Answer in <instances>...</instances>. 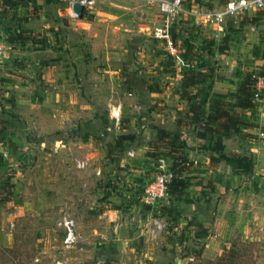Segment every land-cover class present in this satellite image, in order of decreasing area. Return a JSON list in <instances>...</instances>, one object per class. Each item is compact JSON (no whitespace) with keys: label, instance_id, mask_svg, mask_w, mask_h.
Masks as SVG:
<instances>
[{"label":"rangeland","instance_id":"374dc122","mask_svg":"<svg viewBox=\"0 0 264 264\" xmlns=\"http://www.w3.org/2000/svg\"><path fill=\"white\" fill-rule=\"evenodd\" d=\"M122 2L124 5L120 7ZM144 2L147 5L146 10L154 16V19L149 20L152 25H149L150 29L147 31L128 37L123 43L125 48L122 50L115 49L113 53L116 58H119V61L117 65L109 66L112 78L105 71H102L99 77L95 74L98 68H107V66H101L98 63L79 65V88L83 90L82 94L87 97L90 104V111H86L84 118L78 120L75 118L68 123L67 128L56 131V126L52 127L48 117L41 119L39 114L35 118L31 116L30 120L35 122V127L41 123V127H45L46 131H51L44 135H38L39 138L46 140L42 150L37 141L35 146L27 145L29 138H38L37 131L33 127L28 132V129L19 123L21 128L13 131V133L16 132L14 135L18 136L17 142L14 141L12 146L15 162L8 166L7 160L0 161V264H264V218L258 220L255 214L247 216L242 212L245 216L238 217V220L237 217L235 219L238 202L242 199V195L253 193L254 197V193L259 191V188L254 187L255 183L249 179L253 172L252 161L250 162L251 169L241 171L239 173L241 179H234L224 194L217 195L215 193L210 197L209 194L213 191L214 186L208 182L204 186L206 189H202V191L197 192L194 187L186 186L188 189H182L176 195H168L165 200L169 202H165L163 210L159 214L153 212L166 222L165 230L154 240L147 238L140 223H134L131 226L130 220H128L127 227L124 226L125 235L119 236L114 232L112 219H109L112 212L109 213V217H100L103 212L100 206L111 202L107 196H104V193H100L102 187L104 192H107V186L112 184L118 189V193H116L122 194L123 187L118 175L121 174L122 169L128 171L129 168L135 167L134 161H140V158L137 157L138 153L143 157L146 156L151 162H146L141 166V169H144V174L139 175L141 185L137 186V200L147 180L156 173H165L170 170V162L163 156L165 151L161 149L169 144L163 139H159V144L155 149L142 144L144 137L142 139L143 129L140 119L139 121L131 120L130 117L127 118L123 115L122 127L115 128L109 119V104L121 102L124 106L126 104L124 98L129 97L126 94L130 91L136 94L139 99L127 102L128 109L132 110L131 117L133 114L134 119L133 104L137 103L141 107L137 116L143 117L142 121L145 125H154L156 119L150 110L155 104L153 103L154 98L150 96V91L166 93L169 90L174 93L175 97L174 100H170V106L173 107L176 115L181 116L179 118L183 122L189 124L190 119L184 118L185 112L183 113L185 108L187 110L189 108L184 97L187 94L196 93L199 89L210 90L207 86L209 84L212 86L215 77L220 72L226 71L229 74L230 68L236 64L240 67L246 64L242 57L246 50L233 47L227 52L226 41L217 40L219 38L217 33H222L217 24L215 33L211 31V24L208 22L200 23L192 18H187L184 14L174 19L170 30L171 43H168L166 38L157 35L156 32L163 22V16L157 6L158 0ZM206 4L208 5L210 2L206 1ZM116 5L120 9L125 8L131 11L135 2L120 0L116 1ZM257 11L264 12V10ZM230 30L236 33L242 32L236 28ZM239 37V40L234 38L236 40L234 44L241 42V38L247 40L248 44L263 40L261 55L264 60V24H261L258 32L251 31L248 26L246 32L239 34ZM121 39L124 40L122 37ZM250 49L249 60H252L257 48L251 47ZM260 51L258 50V55H260ZM225 55L230 57L232 62L225 59ZM247 66L251 68L248 73L256 68H264V64L254 65L249 62ZM91 70L97 77L88 75L92 74ZM183 84L186 87H183ZM224 99L230 104L229 108L233 116L230 124L234 126V131L230 134L222 133L223 138L220 143L222 152H219L218 155L231 157L234 154H239L242 156L241 153L234 150L238 148L237 137L242 135V137L248 136V138L255 139L257 133H247L246 128L253 127L258 132L260 126L264 128V125H260L262 120L245 117L241 113L236 114L237 110L234 108L236 97L224 96ZM163 100L165 103V96ZM162 101L158 99L157 103ZM202 105L206 106V102ZM242 113H246V111L243 110ZM56 117L58 118V116ZM241 119L244 121L243 124L235 123L236 120ZM17 120L20 122V119ZM172 126H175V123ZM189 126L195 134L203 132L201 125L197 124L200 131L193 130L194 124L190 123ZM135 129L138 130V133H133ZM187 132L191 136V130ZM87 135H90L93 143L88 147L79 144ZM130 135L133 136L130 137V142L122 143L123 140L120 138ZM184 136H181V140L184 139ZM181 142L184 141L177 142V145L180 146ZM55 147L66 151V157H69V154L72 155V159H68V163H66L67 170L70 168L71 171L72 168L84 170L89 166L87 168L90 171L88 176L92 182L95 198H98L99 201L98 204L90 205L94 209L93 218H89L85 212L88 197L78 203H72L69 195H62V197L58 195L57 192L60 190L55 192L53 188L40 186L36 182L37 178L34 174L29 183L25 178L27 177L28 164L33 165V162L27 163V157L32 159L38 154V150L53 152ZM196 147L200 149V147ZM86 148L91 149L95 155L90 158L88 166L77 168V160L85 159L80 155L86 151ZM30 149L36 153L28 152ZM130 150L135 153L133 157L127 155ZM79 152L81 153L78 156ZM27 154H30L32 158ZM24 156L25 164L22 161ZM219 158L225 162L231 160ZM123 159H127L130 163L123 162ZM122 164L123 166H121ZM256 168L264 169V159L259 161ZM48 188L49 191L46 192ZM260 188L261 195L259 196L262 200L264 199V186ZM63 192L65 194L64 188ZM231 196L233 197L231 198ZM228 197L231 198L232 207L235 206L234 214L229 215L228 220L225 219L228 221L227 224L222 222L223 224L216 228L212 224L213 212L216 211L218 204L221 201H227ZM29 198H31V202L28 200ZM203 198L204 200L212 199V201H202ZM3 199L5 200L2 201ZM40 199H43L41 204L36 205ZM179 199L183 202L179 203ZM125 200L129 199L121 196L120 206L124 204ZM23 201L30 202L31 208H25ZM115 204L117 203H112L111 207ZM144 208L151 212V207L144 206ZM63 213H69L75 219L77 231L81 236L76 246L69 249L64 248L62 243L64 233L56 224ZM198 218L199 220L201 218V222H206L209 226L207 228L209 236L202 242L193 240L195 228L193 229L192 226L199 224L197 223L199 222ZM253 218L256 222H262L258 225ZM229 221L234 223L231 224ZM251 221L254 222L252 226L249 223ZM248 223L254 231L253 236H258L259 240H251L250 237H246L244 226ZM237 224H239L238 227Z\"/></svg>","mask_w":264,"mask_h":264},{"label":"crops","instance_id":"0c3cea01","mask_svg":"<svg viewBox=\"0 0 264 264\" xmlns=\"http://www.w3.org/2000/svg\"><path fill=\"white\" fill-rule=\"evenodd\" d=\"M116 1L120 0H94V5L85 11L81 18L71 19L68 16L67 0H0V42L4 49L0 55V161L2 159L7 160L8 166L13 165V162H15L12 146L14 141L17 142L18 136L14 135L16 132L13 133V131L21 128L19 123L23 124L28 129V132L33 127L37 131L36 136L49 132L46 131L45 127H41V123L35 127V122L30 120L31 116L35 118L39 114L41 119L48 117V121L51 120L50 124L52 123V127L56 126V131H62L67 128L68 123L75 118L76 120L84 118L86 111H90V104L87 97L82 94L83 90L79 88V65L98 63L101 66H107V68H98L95 74L99 77L101 72L105 71L112 78L109 73V66L117 65L119 61V58L114 56L113 52H115V49L122 50L125 48L123 43L126 42L128 37L150 29L152 23L149 20L154 19V16L146 10L147 5L144 2L146 0H129L135 2V6L131 11L125 8H118ZM124 1L128 2V0ZM225 1L207 0V2H210L207 7L219 9ZM123 5L124 3L122 2L120 7ZM199 10L204 11V8L195 9L191 13L184 15L201 23L203 22V15L197 13ZM208 23L211 24V31L215 32L216 24L213 22ZM261 24H264V12L259 13L257 10H248L242 15L232 16L224 22L222 33H217L219 37L217 40L226 41L227 52L233 47L246 50L244 51L246 53L242 56L246 64L241 67L236 64L230 68L229 74L226 71L220 72L215 77L207 97L220 96L222 100H225L224 96L235 97L234 94L239 91L245 75L251 69L248 68L247 63L254 65L264 64L261 55L263 40L248 44L247 40L241 38V42L234 44L236 41L234 38L239 40V34L245 33L248 26L251 31L258 32ZM232 28L239 29L242 32H233L230 30ZM251 47L257 48V50L255 49L254 58L249 60ZM258 50H261L260 55H258ZM225 59L232 62V59L228 58V56ZM91 73L88 75L94 78L97 77L94 75L93 70H91ZM128 93H131V95ZM128 93L126 95L129 97L126 96L124 98L126 104L123 106V115L134 120L133 114L132 117L130 114L132 110L128 109L129 105L127 102L138 98L136 94L130 91ZM173 94L169 90L166 93L150 91V96L154 98L153 103L155 104L150 110L152 116L156 119L154 125H145L142 121L143 117H138V121L139 119L141 121V128L146 130L144 132L142 130V139L144 137L142 144L150 146L149 148L155 149L159 144V129L166 130L169 134H172V130H176L174 129L176 121L181 116L179 114L176 115L175 110L170 106V100L175 98ZM164 96L166 97L165 103L163 102ZM158 99L163 101L157 103ZM156 103L160 107H157ZM185 109L183 113L188 111L187 108ZM244 110L246 113H241L242 116L256 118L258 121L262 120L260 125H264V111L257 109L256 106ZM63 115L64 117L61 118ZM17 119H20V122ZM123 121L121 122V127ZM174 123L175 126H172ZM133 125L135 126L134 123ZM211 125L215 128L217 127L216 123H211ZM190 127L188 125L184 130H181L185 135L183 140H181L180 136V140L184 141L185 145L180 148L179 152L182 153L187 164L177 167L166 156V153L163 156L170 162V168L174 166L178 170L177 174L187 182L186 186L188 188L194 187L197 192L202 191V189H206L204 187L206 183L211 182L214 189L209 194L210 197L215 195V193L217 195L224 194L234 179H241L239 175L241 171L236 170L234 160L225 162L218 157V153L222 152L220 143L223 134L219 132L199 135L198 132L195 134ZM261 128L263 127L260 126L259 129ZM189 129L192 132L191 136L187 132L190 131ZM246 129L247 133H257V129H253V127H247ZM197 131H200V128L197 127ZM200 133L202 134V132ZM169 134L162 138L167 144L172 140V135ZM130 139H125L122 143L125 141L130 142ZM237 139L239 140L237 142L238 148L234 150L241 153L242 156L245 155L253 162V172L249 179L255 183L254 187L259 188V191L254 193V197L253 193H247L242 195V199L239 198L241 200L238 202V211L235 219L236 217L237 220L238 217L243 218L245 216L243 213H246L247 216L255 214V217L260 220V218H264V199L261 200L259 196L261 195L260 187L264 186V169H257L256 166L261 159H264V139L242 137V135L237 137ZM36 141L42 150L45 147V138H39V136L37 139L29 138L27 145L35 146ZM79 144L87 147L93 144L90 135L82 139ZM196 146L200 147V149H197ZM161 149L165 151L167 147H162ZM76 151L78 152V150ZM28 152H33V150L30 149ZM65 152L62 148L58 149L55 147L53 152L47 150L41 152L38 150V154L33 156V158L30 154H27L32 158L27 157V163L33 162V165L28 164L27 177L25 178L29 183L34 174L37 178L36 182L40 186H48L53 188L55 192L60 190L57 192L58 195L61 197L62 195H69L72 203H78V201L88 197V206L86 205L87 210L85 212L89 218H93L94 209L90 205L98 204L99 201L98 198H95L92 182L88 176L90 171L87 168L89 166L87 165L88 167L84 170H74L73 168L72 171L71 168L67 170L68 165L66 163H68V159H72V155L69 154V157H66ZM80 153L77 155L79 156ZM94 155L95 153L91 149L86 148V151L81 153L80 156L87 159L89 163L90 158L94 157ZM137 157L140 158V161H134V168H129L128 171L122 169L120 171L121 174L118 175L123 187L121 190L122 194H117L118 189L113 187L114 185L112 184L107 186V192H104L103 187L100 191L111 201L100 206L103 210L100 217H109V213L112 212V216L110 215L109 219H112L115 224L116 218L120 214V226L116 232L119 236L125 235L124 226L127 227L128 220L131 217L138 220L140 216L142 217L145 214L153 212L159 214L163 210L164 205L169 202L166 200V203L162 202V204L155 205L150 208L151 212H148L149 210H146L139 203V198L137 200L138 196L136 194L137 186L141 185L139 175L144 174V169H141V166L151 161L140 153H138ZM24 159L25 156L22 159L25 164L26 161ZM124 161H126L125 163H130L127 159H123ZM256 162L258 163L256 164ZM187 187L184 190L188 189ZM49 188L46 192L49 191ZM63 188L65 189V194L64 192L62 193ZM121 196L129 199L125 200L122 206L119 204ZM231 198L228 197L225 202L221 201L222 203L220 202L216 211L213 212L212 224L216 228L218 225L223 224L222 222L227 224L228 221H225V219L228 220L229 215L234 214L235 206L232 207ZM251 198L254 200H250ZM28 200L31 202V198ZM42 200L37 201L36 205L38 203L41 204ZM202 201L210 202L212 199L204 200L203 198ZM30 202L23 201L25 208H31ZM178 202L183 201L179 199ZM112 203L117 204L111 207ZM186 215L188 216L189 214ZM253 220L258 225L262 222H256L255 218ZM254 222L251 221L249 223L252 226ZM197 223L202 224L203 227H209L206 222H201V218ZM249 223L244 226L246 237H250L251 240H259L258 236H253L254 231L249 226ZM192 227L193 229L195 228V231L196 226ZM210 231L212 230L210 229Z\"/></svg>","mask_w":264,"mask_h":264},{"label":"built area","instance_id":"2783aa9c","mask_svg":"<svg viewBox=\"0 0 264 264\" xmlns=\"http://www.w3.org/2000/svg\"><path fill=\"white\" fill-rule=\"evenodd\" d=\"M201 1V3H199ZM207 0H158L157 6L159 12L163 16L162 24L156 29L157 35L167 39L168 43H171L170 30L174 19L181 14H189L195 9L199 10L197 13L203 15V22H213L217 24L218 28L222 30L224 22L235 15H242L247 10H261L264 9V0H226L223 6L219 9H212L207 7ZM68 2V16L71 19H77L78 15L72 10V5L78 3L84 7V11H87L92 7L94 0H67ZM4 49L0 42V55ZM250 78L252 81L253 95L252 102L257 109L264 111V68H256L250 72ZM131 95V93H128ZM140 105L133 104L134 120L138 121V114L140 112ZM109 119L114 124L115 128L119 129L123 120V105L121 102L111 104L108 108ZM137 128V127H136ZM183 132V131H182ZM135 133L138 130L135 129ZM184 135V132H183ZM259 139H264V128H261L257 132ZM129 156H133V151H128ZM88 163L87 159L77 160L76 167L84 168ZM187 164L184 163V165ZM173 177L172 170H168L165 173H156L151 179L147 180L140 192L139 201L142 207H151L159 203H164L169 195L168 185ZM165 200V201H163ZM121 215L118 214L115 224L114 232H117L120 226ZM130 225L139 224L145 231V235L148 239L154 240L160 236L165 230L166 222L159 215L153 213L140 216L138 220L134 217L130 218ZM57 226L62 229L64 233L63 246L65 249L76 246L80 239V234L76 228L75 219L69 213H63L56 222Z\"/></svg>","mask_w":264,"mask_h":264},{"label":"trees","instance_id":"16d2710c","mask_svg":"<svg viewBox=\"0 0 264 264\" xmlns=\"http://www.w3.org/2000/svg\"><path fill=\"white\" fill-rule=\"evenodd\" d=\"M210 84L207 86L210 88ZM183 87H186L185 84H183ZM209 89L203 88L197 90L196 93L193 94H187L185 96V99L188 103V111L185 113L184 118L190 119V123L194 124L193 130L196 131L197 124L201 125L202 128V134L198 132L199 135H204L205 133L208 134H214V133H228L230 134L232 131H234V126L231 125V121L233 116L231 115L230 110V104L226 102L225 100H222L220 96H214V97H207L209 96ZM236 97V102L234 104L236 114L242 113V111L246 108H251L254 106L252 102V95H253V87H252V81L250 78V73H247L245 75V78L242 82V84L239 87V91L234 94ZM206 102V106H203ZM202 114V116H201ZM202 120V121H201ZM211 123H216L217 127H213ZM235 123L243 124L244 121L236 120ZM189 124L187 122H183V120L179 119L176 121V129L175 131L180 132L181 130H184ZM158 134L160 139L167 136V131L159 129ZM172 135V140L169 142V145L167 146V149L164 153H166V156H168L174 164L179 167V165H184L186 163V159L182 155L180 151V148L185 145L184 142H181V145L178 146L177 142L180 143V135L177 133L169 134ZM132 135L130 136H122L120 139H130ZM116 139H118L116 137ZM183 140V139H182ZM221 158L225 159H231L235 161L236 164V170L238 171H247L251 169V160L247 158L246 156H240L239 154H234L231 157H226L220 154ZM220 159V158H219ZM173 172V177L168 185V193L169 195H176L178 192H180L182 189L186 187V181L177 174V169H175L174 166H171L170 168ZM179 169V168H178ZM9 199V197H8ZM3 199L2 201H4ZM209 236L208 230L206 227H203L202 224L196 225V230L193 235V240L196 242H202Z\"/></svg>","mask_w":264,"mask_h":264},{"label":"water","instance_id":"95a60500","mask_svg":"<svg viewBox=\"0 0 264 264\" xmlns=\"http://www.w3.org/2000/svg\"><path fill=\"white\" fill-rule=\"evenodd\" d=\"M72 10L77 13L78 18H81L83 16V14H84V7L82 5H80V4H78V3H74L72 5ZM171 132L172 133H177V134H179L181 136L183 135V132H181V131L178 132V131L172 130Z\"/></svg>","mask_w":264,"mask_h":264}]
</instances>
